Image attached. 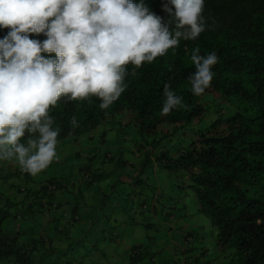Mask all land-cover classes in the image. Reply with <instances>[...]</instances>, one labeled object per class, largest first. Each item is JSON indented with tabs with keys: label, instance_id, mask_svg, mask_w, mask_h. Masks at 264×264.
<instances>
[{
	"label": "trees",
	"instance_id": "obj_1",
	"mask_svg": "<svg viewBox=\"0 0 264 264\" xmlns=\"http://www.w3.org/2000/svg\"><path fill=\"white\" fill-rule=\"evenodd\" d=\"M143 2L167 20L161 8L163 0ZM202 15L207 27L195 39H182L164 55L142 62L138 67L128 64L124 77L126 87L108 107L101 108L100 98L96 96L76 100L62 97L56 105L50 106L49 114L54 118L52 127L58 130L56 148L61 147L64 156L61 158L58 151L55 163L52 161L43 169V179L39 176L32 179L23 169L9 174L14 177L11 187H16L17 193L24 190V194L21 193L19 202L7 198L6 204L21 207L31 226L23 225L12 233L4 230L2 222L11 214L9 207L0 205V264L5 260L13 264H84L85 257L37 255L40 243L47 241L35 233L39 225L38 209L39 213L57 210L59 217H53L52 221L65 219L72 226L80 221L74 197L80 195L84 201L82 191L88 190L90 178L100 177L96 172L100 170L98 164L107 169L121 164L120 158L114 160L105 153L104 133L96 134L100 123L111 124L109 120L115 118L126 119L125 126L131 125L133 130L129 131H135L140 137L141 142H134L130 151L133 162L138 164L135 166L156 158L172 180L166 204L162 196L160 201L151 204L146 199L139 203L138 199L135 208H141L143 215L134 225L143 234L147 236L148 231L156 227L152 233L158 236L167 226L164 222L187 204L186 211L196 217L192 226L200 227L206 221L212 230H217V240L210 251L204 241L205 232L191 228L193 241L186 249L175 252L172 245L169 251L180 257L184 253L200 252L195 259L188 257L187 264H264V0H205ZM8 30L0 28V38ZM29 36L39 40L46 38L44 33H29ZM197 48L201 55L215 51L219 57L213 66L216 75L211 86L200 95L192 92L188 80L190 72L195 70L190 56ZM42 55L55 56V53ZM165 84L182 97L183 105L168 114L161 113ZM111 130L110 125L108 131ZM28 135L26 132L22 142L26 143ZM131 135L134 139V134ZM73 144L79 145L70 154L65 153ZM168 144L174 147L175 155L164 151L154 158L150 154L149 148ZM82 153L84 159L75 162L74 172L67 169L63 176L46 179L54 165L53 170L63 166L67 157L78 159ZM94 163L96 170L92 167ZM21 179L24 180L23 190L18 186ZM185 190H190L195 200L186 201ZM59 196L73 199L67 205L70 212L60 211L62 203L52 206ZM129 209L123 204L116 212L122 217L127 215L126 221L132 223L134 217L126 212ZM156 213L158 218L154 216ZM21 215L19 210L13 217L18 219ZM163 215L165 220L159 222ZM24 218L22 215L21 219ZM98 221L119 226L111 217ZM165 239L168 241V237ZM220 251L229 252L230 257H218ZM145 252L142 243L132 245L126 255L128 263L145 260ZM51 254L50 250L44 255Z\"/></svg>",
	"mask_w": 264,
	"mask_h": 264
},
{
	"label": "clouds",
	"instance_id": "obj_2",
	"mask_svg": "<svg viewBox=\"0 0 264 264\" xmlns=\"http://www.w3.org/2000/svg\"><path fill=\"white\" fill-rule=\"evenodd\" d=\"M204 4L205 0H163L165 20L143 0H0V28L9 29L0 38V177L8 179L3 187L11 188L14 177L9 174L16 169L36 179L59 158L58 130L52 127L50 106L62 97L96 96L101 108L108 107L126 87L128 64L138 67L151 62L182 39H195L205 30ZM29 33H44L46 38H30ZM218 59L215 51L201 55L198 48L193 49L190 60L195 70L188 80L194 94L200 95L211 86ZM163 95L162 114L183 106L182 97L167 84ZM97 129L96 134L101 133ZM26 132L25 143L21 138ZM5 172L9 176L4 177ZM23 183V179L18 181L22 190ZM1 196L4 208L18 207L6 204L10 197L19 202L14 194ZM58 203L54 200L52 206ZM186 210L184 205L176 213L185 220L179 226L187 223L190 227L196 221ZM205 226L216 241L217 230L206 221L196 231ZM170 228L163 230L166 236ZM176 231L186 236L185 242L193 241L190 229ZM199 254L196 251V256Z\"/></svg>",
	"mask_w": 264,
	"mask_h": 264
},
{
	"label": "rangeland",
	"instance_id": "obj_3",
	"mask_svg": "<svg viewBox=\"0 0 264 264\" xmlns=\"http://www.w3.org/2000/svg\"><path fill=\"white\" fill-rule=\"evenodd\" d=\"M109 121H112L111 124L105 122L100 123L99 125L100 132L104 133L106 139V143L104 144L106 151L105 153L110 154L114 160L120 158L122 160L121 164L119 166L117 165L116 168L112 166L108 169L103 165L100 166L98 164L100 170L96 172L100 175V177L98 179L93 177L90 178L91 182L88 190L82 191L84 194V201L80 195L74 197L75 202H77L76 205L78 206V216H80V221L78 220L75 226H68L67 220L65 219L52 221V213L49 214L44 211L39 213L40 208L38 209L39 225H36L35 227V229H37L38 235H40L39 231L41 229H43L45 234L48 235L47 231L49 229L43 226L49 225L50 231L62 238V243H64L58 245L57 248H55L54 242L52 244H49L48 242H44V244L40 243L39 251H42L44 248L46 252H50L51 250L53 256L58 255L57 257L60 258L85 257V261L91 259V257L94 256L102 257L101 250L106 251V255H110L111 245H108V237H110L111 234H117L116 232L118 231V228H114L111 222H106L104 224L102 221L99 222V218L113 217L123 225L124 221H121L115 216L116 210H118L123 204L131 209V211H129V209L126 212H128V214L131 212V216L134 217V221H140V217L143 215V213H140L141 208H135L137 207L138 199L139 203H141L143 199H146V202L151 204L152 202L154 203L156 201H160V196H162V202L164 204H166V201L169 202L168 194L171 193L172 180H170L169 175L164 169H162L163 167L161 163L155 157H160L161 152L164 151L168 152V155L170 156L175 155V151L173 150L174 147L168 144L165 147L160 145L159 148L157 146L153 149L149 148V150H151L150 154L154 156L156 161L149 158L147 161H145L144 165L137 167L135 165L138 164L133 162L134 158L130 151L133 150V147L135 146L134 142H141L140 137L135 133V131H129L132 126H125V123H123L122 119L118 120V118H115L110 119ZM110 125L112 130L108 131ZM131 129L133 130V128ZM131 134H134V139H132ZM73 145L74 146H72V148H67L68 146H64L65 149L67 148L65 153L70 154L75 147H78L79 144ZM61 150L62 148L59 147L56 151H59L58 155L63 158L64 153H62ZM119 153H122L123 155H119ZM84 156L85 155L82 153L78 159H75V157H67L63 163V166L57 167L53 170L55 167L54 165L51 169H49L48 173L46 174V179L50 177L63 176V174H65L68 170V172H74L73 170L75 162L82 161ZM131 160L132 164L128 165ZM95 166L96 163L92 165L93 169L96 170L97 166ZM3 176L5 177L9 175L7 172H5ZM40 179L43 178L40 177ZM1 181L5 182V179H0V183H2ZM15 188L16 187H14V189L13 187L8 188V191L2 185V187L0 186V194H3L4 196L10 192L16 196V200H20L23 193L18 194ZM184 193L187 194L184 198L186 201H188L190 198L195 200L190 190H185ZM10 199H12V197H10ZM0 202H3V199ZM179 207L180 206H178V208ZM19 210L21 211L22 215L25 216L24 219H21L22 215L18 219L13 217L15 213H19ZM8 212L11 214V216L3 220L2 228L4 230L12 233L14 230H18L23 225L28 224V221L25 220L27 217L26 212L23 211L21 207L18 208L11 206L8 208ZM154 216L158 217L159 215L156 213ZM125 217H127V215ZM174 217L175 220L179 221L177 226L181 224L180 222H185V220L182 219L181 215L179 214H174ZM121 219L123 218L121 217ZM163 220H165L164 215L160 217L158 221L162 222ZM154 223L156 222L154 221ZM155 228L156 227L151 229V232L148 231L147 236L141 240V243L144 245L146 251L145 257H148V259L142 260L140 264H163L156 259L157 257H164V264H180L178 261L174 263V257L180 256L169 251L170 248H167L164 244H162L160 237L167 239L166 232H159L157 236L152 233ZM186 229H188L187 223ZM203 231L205 232L206 236L205 244L207 248L212 251L211 248L213 246V240L211 239V233L206 226L203 228ZM113 237L115 236L113 235ZM118 238H121V236L119 235ZM78 246L80 250L75 251ZM226 251H220L221 253H218V257H230L227 256V253L229 252ZM43 256L47 257L45 255ZM186 257H196V253L188 252ZM3 264L13 263L11 261L7 262L5 260Z\"/></svg>",
	"mask_w": 264,
	"mask_h": 264
},
{
	"label": "crops",
	"instance_id": "obj_4",
	"mask_svg": "<svg viewBox=\"0 0 264 264\" xmlns=\"http://www.w3.org/2000/svg\"><path fill=\"white\" fill-rule=\"evenodd\" d=\"M54 163H55V160H54ZM66 198H67V196H65V197L59 196L58 200L57 199L56 200L60 202V205L62 203L60 211L64 210L66 212H70L69 209L67 208L68 207L67 205H69V203H72L73 199L71 200L70 198H67V202H66L65 201ZM78 213L79 212L77 211L76 214L79 215ZM52 214L53 215L51 216V219L53 217H55V216L59 217L58 213H52ZM115 216L117 218H119L121 221L123 220L124 224L123 225L119 224L118 220H116L115 218L111 217V220L113 222H117V224L119 226L117 227L118 228V231L116 232L117 234H111L110 237H108V240H109V244L108 245H111L110 246V250H111L110 255L109 254L106 255V251L101 250L102 257H97V256L91 257V259H88L86 261L84 260V264H129L128 263L129 257L126 256L127 253L130 251V248L132 247V245L135 246L137 244H141V240L144 237H146V234H143L138 229V227H136L134 225L135 222H136V221H134V219H132V223L131 222L129 223V222L126 221V218H124L125 216L122 217L121 214L119 216L117 212H116ZM121 217L123 219H121ZM173 219L174 218L171 217L169 221L164 222L167 225L166 228L172 227V228L169 229V233L167 235L168 241L164 238L166 240V242H165L162 237L160 239L162 240V244H164L167 248H170L172 245H174V251L178 252V251H181V250H185L186 247H187L186 245H188L189 241L185 242L184 239H185L186 236L183 237L181 234H179V232L176 231L177 228L186 230V227L185 226H177V224L175 222H173ZM27 226H31V222L28 221ZM68 226H72V224H69ZM43 227H47V229H49L47 231L48 235L45 234L43 229H41L39 231V234H41L42 237H44L47 240L45 242H48L49 244H50V242H51V244L54 242L55 248H57V246L60 245V244H64V243H62L63 242L62 238H60L58 235H56V234H54V233H52L50 231V226L49 225H45ZM166 228H164V230ZM191 228L196 230L198 227H195V226L188 227V229H191ZM35 233H38L37 229H35ZM113 235L115 237H113ZM119 235L121 236V238H118ZM49 239H51L52 241L49 242ZM63 249H64V247H63ZM53 250H56V249H53ZM36 253H37V255L38 254L39 255H44V254H46V251L43 248L42 251H37ZM52 254L49 255V256H51L53 258L58 256V255L53 256ZM185 255H186V253H184L182 255L183 257H174V263H176L178 261L180 264H187L189 259ZM193 258L195 259V257H193ZM147 259H148V257H145V260H147ZM156 259L158 261H160L161 263H163V264L165 263L164 257H157ZM135 264H140V263H135Z\"/></svg>",
	"mask_w": 264,
	"mask_h": 264
}]
</instances>
